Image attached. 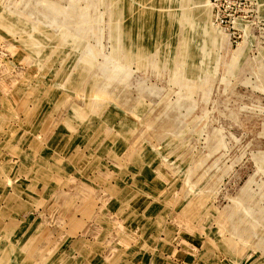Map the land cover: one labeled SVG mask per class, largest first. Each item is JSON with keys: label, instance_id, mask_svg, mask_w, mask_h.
Instances as JSON below:
<instances>
[{"label": "rangeland", "instance_id": "obj_1", "mask_svg": "<svg viewBox=\"0 0 264 264\" xmlns=\"http://www.w3.org/2000/svg\"><path fill=\"white\" fill-rule=\"evenodd\" d=\"M0 264H264V0H0Z\"/></svg>", "mask_w": 264, "mask_h": 264}]
</instances>
